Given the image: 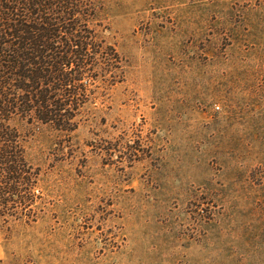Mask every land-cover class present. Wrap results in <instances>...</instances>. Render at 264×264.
Masks as SVG:
<instances>
[{"label":"rangeland","instance_id":"1","mask_svg":"<svg viewBox=\"0 0 264 264\" xmlns=\"http://www.w3.org/2000/svg\"><path fill=\"white\" fill-rule=\"evenodd\" d=\"M95 3L124 74L70 136L22 126L40 177L0 264H264V0Z\"/></svg>","mask_w":264,"mask_h":264},{"label":"trees","instance_id":"2","mask_svg":"<svg viewBox=\"0 0 264 264\" xmlns=\"http://www.w3.org/2000/svg\"><path fill=\"white\" fill-rule=\"evenodd\" d=\"M100 22L95 0H0V204L20 195L26 209L0 210L1 218L32 220L40 169L27 157L22 126L70 136L90 101L86 81L124 74Z\"/></svg>","mask_w":264,"mask_h":264}]
</instances>
